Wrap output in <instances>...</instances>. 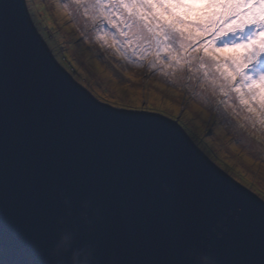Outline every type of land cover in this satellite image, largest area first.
I'll use <instances>...</instances> for the list:
<instances>
[{
	"label": "snow or ice",
	"instance_id": "snow-or-ice-1",
	"mask_svg": "<svg viewBox=\"0 0 264 264\" xmlns=\"http://www.w3.org/2000/svg\"><path fill=\"white\" fill-rule=\"evenodd\" d=\"M70 2L103 47L137 60L153 57L160 70H195L220 96L226 113L243 116L240 128L264 129V0ZM26 24L38 35L31 0H0L4 105L13 129L20 130V158L12 179L6 175L4 182L0 264H65L66 255H51L55 241L47 240L48 214L58 194L72 198L67 213L77 237L72 247H80L77 199L86 188L132 225L106 227L102 240L127 264H197L204 250L183 241L198 227L202 210L153 195L140 156L143 146L178 135L176 126L148 115L126 118L99 108L82 92L104 130L70 123L25 46ZM260 208L258 222L238 224L223 252L205 264H264V201ZM91 255L92 264H100L98 249Z\"/></svg>",
	"mask_w": 264,
	"mask_h": 264
},
{
	"label": "water",
	"instance_id": "water-1",
	"mask_svg": "<svg viewBox=\"0 0 264 264\" xmlns=\"http://www.w3.org/2000/svg\"><path fill=\"white\" fill-rule=\"evenodd\" d=\"M28 38L25 46L33 61L46 73L49 90L55 100L60 102L62 115L70 123L88 127L104 126L92 112L88 102L80 92L85 93L99 108L111 112L125 113L126 118L154 116L168 126H176L163 143L148 144L140 149L144 173L149 181L151 193L164 203L181 206L195 205L202 210V220L198 227L184 238L186 245H198L204 251L199 255L197 264H205L212 254L223 252V242L233 229L241 223L258 222L261 215L260 199L256 194L232 179L220 169L204 152L197 148L187 135L178 119L164 116L159 112L126 109L112 106L96 98L87 88L77 82L70 73L57 62L48 45L30 25H25ZM4 51L0 46V216L4 211V182L7 175L11 180L16 171L15 164L20 158L19 128L13 129L12 115L5 111L3 94ZM55 67L52 68V67ZM120 119V117H114ZM81 216L78 231L82 244L74 249H98L100 264H127L118 250L102 244L106 227L132 225L127 217L117 213L95 192L84 189L77 199ZM73 206L72 198L66 193L57 195L48 214L47 240L55 241L61 233L71 232L73 240L76 233L67 213ZM132 259H137L133 257ZM67 264V257L65 260Z\"/></svg>",
	"mask_w": 264,
	"mask_h": 264
},
{
	"label": "rangeland",
	"instance_id": "rangeland-1",
	"mask_svg": "<svg viewBox=\"0 0 264 264\" xmlns=\"http://www.w3.org/2000/svg\"><path fill=\"white\" fill-rule=\"evenodd\" d=\"M31 3L37 31L57 62L66 68L46 29L59 33L58 45L73 65L72 76L77 82L113 106L177 116L197 148L232 179L264 200V129L240 128L237 121L246 123L243 116L224 111L218 104L220 96L204 83L202 74L186 69L160 70L158 65L153 66V57L137 60L130 54L103 47L95 40L92 26L86 25L81 10L70 0H31ZM104 27L106 31H114L107 25ZM260 66L264 69V57ZM205 130L209 134L203 135Z\"/></svg>",
	"mask_w": 264,
	"mask_h": 264
},
{
	"label": "clouds",
	"instance_id": "clouds-1",
	"mask_svg": "<svg viewBox=\"0 0 264 264\" xmlns=\"http://www.w3.org/2000/svg\"><path fill=\"white\" fill-rule=\"evenodd\" d=\"M100 101H102V100H100ZM102 102H104V101H102ZM126 109H129V108H126ZM173 119L176 120L175 118H173ZM72 240H73V234L71 232L61 233L59 235V237L57 238L54 246H53L51 255L54 258H60V257H64L66 255L67 264H92L91 252L86 248L85 249H74L72 247Z\"/></svg>",
	"mask_w": 264,
	"mask_h": 264
},
{
	"label": "trees",
	"instance_id": "trees-1",
	"mask_svg": "<svg viewBox=\"0 0 264 264\" xmlns=\"http://www.w3.org/2000/svg\"><path fill=\"white\" fill-rule=\"evenodd\" d=\"M34 3V2H33ZM46 32H47V35H48V39L50 40V42H51V45H52V47L56 50V52H58L59 54H61V56H62V61L64 62V63H66V68L65 69H67V68H69V73L72 75H74V72H73V70L75 71V69H73V65L71 64V63H69L66 59H65V55H64V53H62L61 52V50H60V46L58 45V38H57V36L59 35V33L57 34V33H53V32H51V30H50V28L49 27H47V29H46ZM51 35H53V36H51ZM44 39V38H43ZM49 47V46H48ZM53 53V52H52ZM55 57V56H54ZM156 112H158V111H156ZM160 113V112H159ZM171 117H174L175 119L177 118V116H171ZM179 121V123H180V120H178ZM180 125H181V123H180ZM182 126V125H181ZM185 129V128H184ZM204 130V129H203ZM187 133V132H186ZM206 133H208L209 134V130H205V131H203L202 132V134L203 135H205ZM187 135H189L188 133H187ZM190 137V136H189ZM198 137V136H197ZM200 137V139L202 138V136H199ZM192 138V137H191ZM228 170H230V169H228Z\"/></svg>",
	"mask_w": 264,
	"mask_h": 264
}]
</instances>
